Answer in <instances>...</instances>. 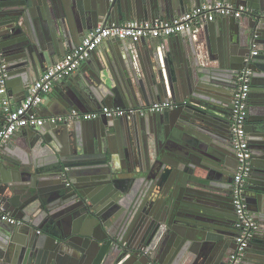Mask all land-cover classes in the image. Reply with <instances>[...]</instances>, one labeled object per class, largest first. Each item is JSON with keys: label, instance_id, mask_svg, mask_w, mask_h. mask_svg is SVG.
I'll use <instances>...</instances> for the list:
<instances>
[{"label": "water", "instance_id": "water-1", "mask_svg": "<svg viewBox=\"0 0 264 264\" xmlns=\"http://www.w3.org/2000/svg\"><path fill=\"white\" fill-rule=\"evenodd\" d=\"M217 1L256 13L201 21L193 37L187 29L93 50L75 84L42 103L48 114L167 100L174 109L14 132L0 156V198L22 224L0 219V264L225 263L237 164L227 117L247 66L252 168L244 195L258 227L241 264H264V0H0L6 94L21 101L100 23L172 19Z\"/></svg>", "mask_w": 264, "mask_h": 264}, {"label": "built area", "instance_id": "built-area-1", "mask_svg": "<svg viewBox=\"0 0 264 264\" xmlns=\"http://www.w3.org/2000/svg\"><path fill=\"white\" fill-rule=\"evenodd\" d=\"M256 11L247 4H234L229 2H205L192 10H188L172 19L126 20L120 23L111 22L98 24L87 32L81 42L69 51L61 60L49 66L43 74L29 88L27 95L15 102L12 96L6 94V81L8 77L7 63L3 49L0 45V156L6 143L14 132L26 127L42 126L45 123L61 124L76 120H94L101 117L115 119L136 112H160L165 109H174L176 103L167 100L154 103L142 108H122L103 106L96 111L84 112L71 109L65 114L39 116L36 109L43 103L51 88L58 82L71 75L86 60L90 52L100 46L106 39L113 37L118 40L139 41L154 37L170 38L190 29L195 23L213 21L216 18L232 16L241 18L250 17ZM1 42V36H0ZM258 54L255 44L252 45L250 56ZM247 63L249 58H246ZM252 71L247 66L240 70L237 83L233 91L230 115L231 147L236 158L231 203L233 206L236 229L234 246L228 255V264H241L245 250L253 238L258 227L256 220L247 209L245 201L246 179L251 173L252 152L248 134L246 132L248 116V99L251 87ZM0 219L10 224L20 225L22 221L12 217L3 206L0 198Z\"/></svg>", "mask_w": 264, "mask_h": 264}, {"label": "crops", "instance_id": "crops-1", "mask_svg": "<svg viewBox=\"0 0 264 264\" xmlns=\"http://www.w3.org/2000/svg\"><path fill=\"white\" fill-rule=\"evenodd\" d=\"M222 18V17H221ZM220 18H216L215 20H219ZM126 21V20H124ZM198 24L199 23H195L194 26H192L189 30H190V35L193 37L194 32L193 31H198ZM185 32V31H184ZM150 39H145V41H149ZM193 40V39H192ZM119 40L118 39H115L113 37H110L108 39H106L100 46H98L95 50H99V49H103L105 47H108V46H113L114 44H116ZM123 41H129V40H123ZM79 76H82V73L81 71H79V68L77 70H75L71 75L67 76L65 79H63L62 81L58 82L57 84H55L48 95L50 96H55L57 94H62L63 92H65L66 89L71 88L73 84H75L76 82V78H78ZM46 97V96H45ZM45 97H44V100H45ZM19 102V101H18ZM17 102V103H18ZM98 109H95L93 111H96ZM50 111V108L45 106L44 104H42L38 110L36 111V113L39 115V116H49V115H59V114H48ZM87 112H91V111H87ZM65 114V113H63ZM61 115V114H60ZM101 118H104V117H101ZM1 122H2V117H1V113H0V125H1ZM69 124H72V123H69ZM32 127H30L31 129ZM33 128H37V126H34ZM28 129V127L24 128L22 131H27V130H30ZM248 139H249V142L252 143L251 138L249 137V134H248ZM14 146V145H13ZM232 251V248L230 247L229 249V254L230 252ZM220 264H228V256L226 258V262L225 263H220Z\"/></svg>", "mask_w": 264, "mask_h": 264}, {"label": "flooded vegetation", "instance_id": "flooded-vegetation-1", "mask_svg": "<svg viewBox=\"0 0 264 264\" xmlns=\"http://www.w3.org/2000/svg\"><path fill=\"white\" fill-rule=\"evenodd\" d=\"M233 91H234V88H233ZM232 91V92H233ZM231 101H232V99H231ZM230 115H231V106H230V111H229V115H228V125H227V132H226V135H227V138L229 139V141H230V139H231V133H230ZM125 116V115H124ZM120 132V131H119ZM119 134V133H118ZM118 138L117 137H114L113 139H111V138H109V145L111 144V145H114V146H112L111 148L112 149H116V148H118ZM230 145H231V142H230ZM232 148V147H231ZM231 189H232V182H231V184H230V186H229V192H228V197H229V199L231 200ZM124 203L125 204H128V198L126 199V201H124ZM233 209V208H232ZM233 214H234V211H233ZM233 234H234V236H235V234H236V229H235V227H234V225H233ZM234 243V242H233ZM232 243V247L234 246V244ZM250 243V242H249Z\"/></svg>", "mask_w": 264, "mask_h": 264}]
</instances>
